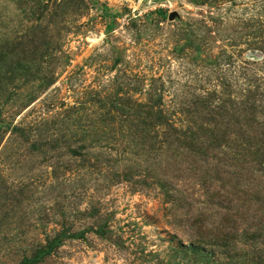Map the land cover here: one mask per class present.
<instances>
[{"label": "rangeland", "instance_id": "obj_1", "mask_svg": "<svg viewBox=\"0 0 264 264\" xmlns=\"http://www.w3.org/2000/svg\"><path fill=\"white\" fill-rule=\"evenodd\" d=\"M0 264H264V0H0Z\"/></svg>", "mask_w": 264, "mask_h": 264}, {"label": "bare ground", "instance_id": "obj_2", "mask_svg": "<svg viewBox=\"0 0 264 264\" xmlns=\"http://www.w3.org/2000/svg\"><path fill=\"white\" fill-rule=\"evenodd\" d=\"M165 3V2H164Z\"/></svg>", "mask_w": 264, "mask_h": 264}]
</instances>
